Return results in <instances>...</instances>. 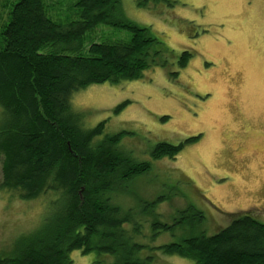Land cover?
Instances as JSON below:
<instances>
[{
  "label": "rangeland",
  "instance_id": "1",
  "mask_svg": "<svg viewBox=\"0 0 264 264\" xmlns=\"http://www.w3.org/2000/svg\"><path fill=\"white\" fill-rule=\"evenodd\" d=\"M117 15L161 42L151 50L158 64L134 79L94 83L73 103L85 131L101 130L97 143L121 135L126 159L151 164L111 196L122 217L131 215L125 226L150 263L198 264L160 247L213 236L243 213L264 223V0H120ZM192 137L175 159L154 157L159 143ZM53 205L0 189V258L22 255L50 229ZM70 257L109 264L114 256L75 249Z\"/></svg>",
  "mask_w": 264,
  "mask_h": 264
},
{
  "label": "trees",
  "instance_id": "2",
  "mask_svg": "<svg viewBox=\"0 0 264 264\" xmlns=\"http://www.w3.org/2000/svg\"><path fill=\"white\" fill-rule=\"evenodd\" d=\"M119 4L0 0V189L41 197L57 211L50 229L30 241L22 255L0 258V264H72L75 249H100L114 256L109 264H151L147 246L125 226L131 215L122 217L111 197L118 185L151 164L126 159L117 149L121 135L97 143L101 130L85 131L73 103L77 92L94 83L134 79L158 64L151 50L161 42L148 36L149 28L120 19ZM105 25L129 39L115 37ZM194 138L159 143L154 157L175 159ZM160 249L198 264H264V223L243 213L213 236Z\"/></svg>",
  "mask_w": 264,
  "mask_h": 264
}]
</instances>
